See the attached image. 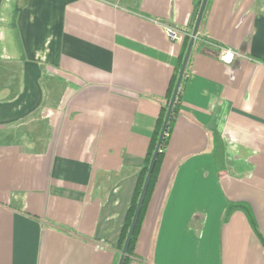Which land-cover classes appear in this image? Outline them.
<instances>
[{"label":"crops","instance_id":"obj_1","mask_svg":"<svg viewBox=\"0 0 264 264\" xmlns=\"http://www.w3.org/2000/svg\"><path fill=\"white\" fill-rule=\"evenodd\" d=\"M193 12L0 0V264H119ZM200 36L132 264H264V0H211Z\"/></svg>","mask_w":264,"mask_h":264},{"label":"trees","instance_id":"obj_2","mask_svg":"<svg viewBox=\"0 0 264 264\" xmlns=\"http://www.w3.org/2000/svg\"><path fill=\"white\" fill-rule=\"evenodd\" d=\"M202 2H203V0H194V12L192 14L191 21H190V28L191 29H194V27H195V23H196ZM210 2H211V0L208 1L207 8H206V11H205V14L203 17V21H202L201 26H200L198 36H197L196 41H195V44L201 40L200 31L203 27V23L205 21L206 14H207L209 6H210ZM190 40H191V36L188 35L185 37L183 51L181 52L179 59H178V62H177L176 74L174 76L172 84L170 85L168 95L163 102V106L161 108V113H160V116L158 118V123H157L156 129L153 133V136L151 138L150 147H149L147 155L145 157L144 165H143L141 171L139 172L138 184H137V187L135 189L134 196L132 199V203H131L130 208H129L128 213H127L126 222L124 224V227L122 229V233L120 235V239L118 242V249H120V251H123V249H124L129 230L131 228L134 216H135L136 211H137L138 203H139V200H140V197H141L144 185H145V181H146V178H147L150 166H151V162H152L154 153H155L157 145H158L159 137H160V134H161V131L163 128V124H164V121H165V118H166V115L168 112V108H169V105H170V102H171V99H172V96H173V93L175 90V86H176V83H177V80L179 77V73H180V70H181V67H182V64H183V61H184ZM203 51L205 53L208 52V50H206V49H204ZM188 65H189V63H188ZM185 75H186V73H185ZM184 80H185V76H184L183 82H184ZM183 82H182V84H183ZM180 102H181V90L178 94L176 104L172 110L170 122L168 125V130L165 134V137H164V140H163V143L161 146V152L159 153L157 160H156L155 168H154L153 174L151 176V179H150V182L148 185V189H147V192H146V195H145V198H144L141 210H140V214H139L137 222H136V226H135V230H134V233L132 235V238H131L130 246L128 248V252H127L125 259H124V264H132L136 260V257H137L135 254L136 244H137L138 237L140 234V230L142 227V223H143V220H144V217H145V214H146L149 202H150V198L152 196L153 189H154V186H155V183L157 180L158 172L160 170V166L162 164V161H163V158L165 155V150L169 144V136H170L171 131L173 129L174 122L176 121L177 117L181 113V106H180L181 103ZM236 211H242L247 216L253 230L256 232L258 237L260 239H262L261 234L259 232V229L257 227V222L255 219L253 210H252L251 206L245 202H229L227 209L225 211L224 217H223V222L224 223L228 222L231 215Z\"/></svg>","mask_w":264,"mask_h":264},{"label":"water","instance_id":"obj_3","mask_svg":"<svg viewBox=\"0 0 264 264\" xmlns=\"http://www.w3.org/2000/svg\"><path fill=\"white\" fill-rule=\"evenodd\" d=\"M208 1L209 0H203V2L201 4V8H200V11H199L196 23H195V27H194L192 35H191V40H190V43H189L188 48H187V52H186V55H185V58H184V61H183V64H182V67H181V70L179 73V77H178V80H177V83L175 86V90H174V93H173V96H172V99H171V102H170V105L168 108V112H167V115H166V118H165V121L163 124V128H162V131H161V134L159 137L158 145H157L156 151L154 153V156H153V159L151 162V166H150V169H149L146 181H145V185H144V188H143V191H142L139 203H138L136 214L134 216L131 228L129 230L124 249L121 253V258H120L119 264H124V259H125L127 252H128V248L130 246L131 238H132V235L134 233L136 222H137L138 216L140 214V210H141V207H142V204H143V201H144L147 189H148V185H149L151 176H152L154 168H155L157 157H158L159 153L161 152V146H162L165 134L168 130V125L170 122L172 110L176 104L178 94L181 90L182 82H183V79H184V76H185V73H186V70L188 67V63H189V60H190V57H191V54L193 51V47H194L196 38H197L199 30H200L201 23L203 21V17H204L206 8H207Z\"/></svg>","mask_w":264,"mask_h":264},{"label":"built area","instance_id":"obj_4","mask_svg":"<svg viewBox=\"0 0 264 264\" xmlns=\"http://www.w3.org/2000/svg\"><path fill=\"white\" fill-rule=\"evenodd\" d=\"M168 35L174 41L177 40L179 37L178 31H176L172 28L168 29ZM236 56H237V53L230 48L222 47L219 49L218 57L220 58V60L222 62H224L226 64L233 63Z\"/></svg>","mask_w":264,"mask_h":264}]
</instances>
